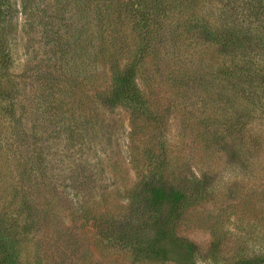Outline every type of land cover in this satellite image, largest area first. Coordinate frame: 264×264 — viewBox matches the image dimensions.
<instances>
[{
	"label": "trees",
	"instance_id": "16d2710c",
	"mask_svg": "<svg viewBox=\"0 0 264 264\" xmlns=\"http://www.w3.org/2000/svg\"><path fill=\"white\" fill-rule=\"evenodd\" d=\"M29 2L32 28L50 47L24 66L0 61V122L16 131L13 147L0 146V207L16 211L8 232L0 223V264H106L111 253L132 264L173 253V264L263 263L264 252L225 249L220 235L205 250L182 224L225 194L215 154L245 165L263 144L253 123L264 118V0ZM0 16L10 50L20 21L10 9ZM74 56L93 62L80 79ZM115 110L130 115L127 156L87 133L113 128ZM34 113L54 118V131L70 129L78 169L69 192L34 171L22 137ZM107 177L110 190L100 191Z\"/></svg>",
	"mask_w": 264,
	"mask_h": 264
},
{
	"label": "rangeland",
	"instance_id": "374dc122",
	"mask_svg": "<svg viewBox=\"0 0 264 264\" xmlns=\"http://www.w3.org/2000/svg\"><path fill=\"white\" fill-rule=\"evenodd\" d=\"M9 1L16 3L17 11L7 6ZM3 9H10V12L14 15V20L18 19L20 24L19 31L16 32L18 35H13L9 40V45L12 47L9 50L6 48L8 40L5 39L2 33L3 23L0 16V61L4 57H11L15 64L24 66L36 54L45 56L47 53L43 50L48 49L50 44L45 38L35 33L36 28H32V21L28 16L30 13L29 0H0V14ZM71 60L78 64L76 69H73L74 76L77 79L90 73L89 71L93 67V62L84 65L77 56L72 57ZM109 74L110 72L107 73V75ZM73 87L77 88V86H71L70 88L74 89ZM81 103L76 102L77 105ZM123 113V110H115V113H113L114 120H111V122L117 121V123L115 125L114 122L113 128L105 125L104 128H101L99 124L97 127H100L97 130L87 133L89 136L102 139V141L111 138L113 149L117 153L127 156V133L129 131L130 115L123 117L121 116ZM263 121L264 118L258 119L253 124L257 130L264 132ZM25 124L31 128L22 137L27 140L25 145L35 162L34 171H37L43 177V181L49 184L52 183L59 191L69 192L72 186L71 177L74 169H78L75 166L74 157L70 158L68 156L74 152L70 140H68L70 129H63L61 132L54 131L55 125L59 129L60 124H57L54 118L52 120L45 119L39 113L32 114L31 120L25 122ZM81 124L83 127L86 126L84 123ZM15 132L12 127L8 126V120L2 119L0 122V146L10 143L13 147ZM104 151L105 149H102L100 154ZM98 156L99 154L94 157V162H96ZM213 158L220 179L219 182L222 184V191L225 194L220 200L198 205L194 210H190L187 213V219L182 224V231L205 250L210 247L215 237L220 235L223 239L222 246L225 249H234L239 246L251 252V255H259L264 252V141L258 150L246 157L245 165L234 163L222 152L215 154ZM4 175L6 176V173ZM11 181L12 178L7 176L4 182L10 184ZM110 182L108 177L101 178L96 183V188L107 192L110 190L108 188ZM15 212L13 206L10 208L0 207V223L3 225L5 232H8L4 226L5 222L14 217ZM25 247L28 249L29 246L26 244ZM42 258L41 264L49 262V258L46 256H42ZM125 258L123 254L111 253L107 256L106 264H132ZM171 258L174 262L181 259L180 256L174 253ZM29 260H33V258L30 257L26 261L29 262ZM173 261L150 264H173ZM196 261L197 264H213L211 258L203 259L198 256ZM37 264L39 263L37 262ZM261 264H264V262Z\"/></svg>",
	"mask_w": 264,
	"mask_h": 264
}]
</instances>
